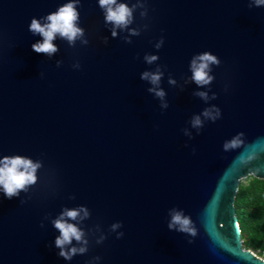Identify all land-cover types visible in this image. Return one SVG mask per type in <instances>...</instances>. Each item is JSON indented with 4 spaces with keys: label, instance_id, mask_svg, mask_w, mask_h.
Instances as JSON below:
<instances>
[{
    "label": "water",
    "instance_id": "water-1",
    "mask_svg": "<svg viewBox=\"0 0 264 264\" xmlns=\"http://www.w3.org/2000/svg\"><path fill=\"white\" fill-rule=\"evenodd\" d=\"M67 2L0 0V158L41 165L27 191L0 189V264H264L243 248L234 208L241 180L264 181V6L117 0L135 8L113 36L98 0H80L87 43L57 35L55 54H37L28 25ZM205 52L220 63L198 86L190 64ZM157 70L163 100L141 79ZM217 109L214 121L203 115ZM81 207L89 215L67 222L87 252L65 260L52 222ZM173 210L195 236L169 229Z\"/></svg>",
    "mask_w": 264,
    "mask_h": 264
},
{
    "label": "clouds",
    "instance_id": "clouds-1",
    "mask_svg": "<svg viewBox=\"0 0 264 264\" xmlns=\"http://www.w3.org/2000/svg\"><path fill=\"white\" fill-rule=\"evenodd\" d=\"M80 0H68L62 6L58 7L56 11L49 13L46 17L41 19L33 18L28 25V30L33 35H39L42 39L32 45V50L37 54H45L52 56L58 49L53 41L57 35L68 41L69 44H74L77 39H81L82 43H87L83 40L84 30L79 27L80 14L78 5ZM252 4L256 7L264 6V0H252ZM98 6L103 11L105 23H110L113 26L112 35H116V29H124L132 22L133 7H129L125 3H118L117 0H98ZM41 20L45 22H41ZM137 35L138 33L133 32ZM163 44V39L157 43L156 47L160 48ZM158 59L157 56H146L145 61L149 64ZM220 61L216 56L205 52L194 57L190 64L192 72V80L198 86H205L212 82L213 77L209 75L211 71L210 65H218ZM163 73L157 70L156 72H144L141 74V79L148 80L154 87L149 91L153 92L157 97L163 100L165 93L159 88V82ZM169 83H175L169 80ZM202 99H207V94L204 92L197 93ZM162 107H167L162 104ZM203 115L211 120L217 119L219 110H215L213 115L212 110H205ZM192 126L199 128L202 126V121L199 116L193 117ZM240 133L237 137L226 142L223 147L225 151L235 149L241 144ZM248 158L241 157V162L246 163ZM39 162L23 156H4L0 158V189L3 190L4 197L12 199L19 195L21 191H27L28 186L34 185L37 180L36 172L40 167ZM83 213V216L80 214ZM89 215L88 211L81 207L79 209H65L60 216L52 223L55 229L58 230L59 235L55 239V247L60 251L59 256L65 260H71L77 254H84L87 252V240L84 239V232L75 224L67 222L68 220L75 221L78 218L83 219ZM67 218V220L65 219ZM119 224L112 225L113 230L119 227ZM169 229L176 228V230L188 233L195 236V229L192 227V221L189 217L183 215L182 212L175 211L171 213V221L168 224ZM122 235V234H120ZM75 240L81 247H68L72 241ZM99 243V241H98ZM98 259V257H97Z\"/></svg>",
    "mask_w": 264,
    "mask_h": 264
},
{
    "label": "trees",
    "instance_id": "trees-1",
    "mask_svg": "<svg viewBox=\"0 0 264 264\" xmlns=\"http://www.w3.org/2000/svg\"><path fill=\"white\" fill-rule=\"evenodd\" d=\"M234 208L244 249L264 253V181L252 177L239 183Z\"/></svg>",
    "mask_w": 264,
    "mask_h": 264
},
{
    "label": "rangeland",
    "instance_id": "rangeland-1",
    "mask_svg": "<svg viewBox=\"0 0 264 264\" xmlns=\"http://www.w3.org/2000/svg\"><path fill=\"white\" fill-rule=\"evenodd\" d=\"M247 179H248V178H247ZM247 179H243V180H241L240 183L245 184V183L247 182ZM254 253H256V254L258 255L257 252H254ZM258 256H260V255H258ZM260 257H262V258L264 259V253H263L262 256H260Z\"/></svg>",
    "mask_w": 264,
    "mask_h": 264
}]
</instances>
